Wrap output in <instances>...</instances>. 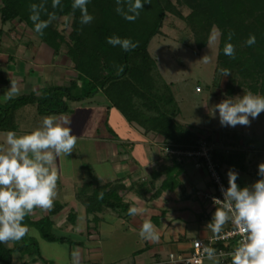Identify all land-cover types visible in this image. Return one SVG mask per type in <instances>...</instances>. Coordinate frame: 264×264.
I'll return each mask as SVG.
<instances>
[{"label": "trees", "instance_id": "trees-1", "mask_svg": "<svg viewBox=\"0 0 264 264\" xmlns=\"http://www.w3.org/2000/svg\"><path fill=\"white\" fill-rule=\"evenodd\" d=\"M72 3L73 0H61L60 7L54 9L52 0H0V39L7 33L6 25L11 24L12 31L15 26L22 25L34 32L41 43L49 46L55 56H67L78 74L68 85L44 88L40 94L33 93L11 98L5 104L0 103V133L17 132V115L31 106L35 109L33 114L37 120L49 115H66L72 112L71 103L93 99L97 93H102L110 109L119 111L129 124L137 125L145 134L162 137L166 148L195 151L203 138L178 121L181 109L172 90L173 84L164 79L157 59L149 52L151 41L162 34L169 15L184 22L198 51L208 46L213 28L218 29L220 42L214 83L225 78L221 69L230 70L231 75L226 77L225 95L234 97L250 91L264 96V0H151V4L144 5L134 22L124 19L116 11L117 0H90L88 13L94 19L89 24H81V12L79 9L73 11ZM32 4H44L46 11H41L42 20L49 18L48 13L54 12L57 16L43 35L35 32L29 18ZM121 6L127 10L125 0H121ZM185 10L189 11L188 14H184ZM229 32L235 33L231 41L227 40ZM250 34L256 37V43L252 46L246 44ZM111 36L129 38L138 46L125 52L121 47L107 43V38ZM226 42L235 46V59L224 55ZM121 65L124 71L118 75L117 70ZM209 138L207 136L205 140ZM218 150L214 148L212 152L217 163L220 157L225 156L220 154L222 149ZM168 155L177 164H183L182 158ZM162 172L163 168L153 172L152 181L141 183L138 188L127 187L122 180L104 183L93 173L75 190L76 199L86 210L88 232H98L105 213H114L124 220L130 219L132 216L128 214V209L132 203L127 198L130 192L143 196L150 191L153 192L152 198H157L160 192L167 191L172 176L158 190L154 187ZM220 172L228 187V168L221 166ZM180 175V172L174 174L175 180ZM61 209L62 206H54L50 216L37 222H33L28 215L23 223L36 227L42 238L50 243L80 246L81 242H74L65 236L58 237L50 232L54 225L52 216ZM69 221L76 225V214H71ZM27 240L37 245L36 239L27 234L21 242L14 241L13 248L0 243V264H12L13 253L22 252L23 246H27ZM235 242L232 240L228 247H234ZM218 248L228 250L223 243L218 244ZM29 255L41 258L37 247L36 252Z\"/></svg>", "mask_w": 264, "mask_h": 264}, {"label": "crops", "instance_id": "crops-1", "mask_svg": "<svg viewBox=\"0 0 264 264\" xmlns=\"http://www.w3.org/2000/svg\"><path fill=\"white\" fill-rule=\"evenodd\" d=\"M17 42L8 44L7 48H15L12 53L9 52L8 55H5V52L0 51V63L8 64L6 67L11 63L16 64V60H19V65H23V69L19 71L10 70L13 77H4L3 74H0L1 104H5L9 100L6 99V93L11 87V80L16 81L18 89L24 91L18 92L19 95L15 97L18 98L33 93L40 94L49 83L57 81L60 83L54 86H61L66 79L71 81V79L77 78L78 74L73 69L72 62L64 54L55 56L49 46L37 40L30 46H28V41ZM12 98L14 97L12 96ZM87 101L88 104L83 105L84 111L91 115L97 113L101 125L93 126V123L90 125L87 118L78 122L69 117L64 118V115L52 116L58 117L61 123L66 119L70 123L82 124V128L80 126L73 132L77 136V140L81 142L78 150L82 152L85 149H88L89 152L92 150L96 162V168L93 171L100 181L109 183L122 180L127 187L138 188L141 183H150L153 172L159 171L160 168H163L164 172L156 180L154 187L157 190L169 176H172L173 179H170L168 190L160 192L157 198H152L153 192L150 191L143 196L133 192L127 195L132 206L144 210L142 215L124 220L114 213H105L98 232L94 230L88 232L86 210L76 199L75 190L88 179L85 172L89 165L87 168L86 165H82L84 161L80 159L81 152L76 154L74 149L71 161H67V158L59 160L57 162V195L53 207L49 210L36 208L30 218L33 222L40 221L50 216V210L54 209V206H62L60 212L52 216L54 225L61 223L63 217L69 221V216L76 214L77 223L73 224L72 233L76 239L82 238L86 234L88 241L86 244L85 241L82 243L76 240L75 242L82 244L69 246L68 254L71 263L73 262L72 253L77 251L79 253L78 264H162L168 260L170 254L180 256L190 253L192 251L191 243L194 240L206 241L215 236L206 227L208 218L211 221V214H213L203 201L204 194L208 193L199 191L201 190L199 185H202L203 188L207 187V189L212 185L206 168L203 167L201 181L188 179L187 172L183 168L184 163L177 164L178 162L165 152L166 146L162 137L145 134L141 128L129 124L116 109L109 107L106 109V105L94 103V98ZM82 102L85 101L77 103L81 104ZM29 111L27 108V111L23 110L22 114L20 112L19 116L17 115L18 131L15 132L17 136L31 133L38 128L39 121L32 117L33 112ZM113 123L122 126L123 138L112 127ZM100 126L105 134L100 133ZM2 134L7 135V133H0V146L6 148V137ZM88 145L90 148H87ZM128 148L130 150H127ZM177 172H180L181 175L178 180H175L174 174ZM197 181L201 184H196ZM145 220H149L156 227L159 233L158 242L140 238L139 232ZM28 228L29 230L36 229V227ZM120 231L123 233L124 240L132 239L129 241L132 243L131 250H117L118 248L103 250L104 242ZM10 244L11 246L7 244L6 246L13 248L14 243L10 242ZM36 257V255L31 256L28 253L16 251L12 255V264L25 262L43 264L41 259Z\"/></svg>", "mask_w": 264, "mask_h": 264}, {"label": "clouds", "instance_id": "clouds-1", "mask_svg": "<svg viewBox=\"0 0 264 264\" xmlns=\"http://www.w3.org/2000/svg\"><path fill=\"white\" fill-rule=\"evenodd\" d=\"M90 0H73V11L81 12V24H89L94 19L88 13L87 5ZM127 10L121 6V0H117L116 11L124 19L134 22L144 9V5L151 4V0H125ZM61 0H52V7H60ZM41 11H46L44 4L30 5V20L34 24L35 32L43 35L44 30L57 19L56 14L48 13V19L40 18ZM234 32H229L227 40L231 41ZM219 33L215 28L209 37V47L216 42ZM107 43L119 46L125 52L134 50L138 45L129 38L111 36ZM256 43L254 34H250L246 44L252 46ZM235 46L226 42L223 48L224 55L235 59ZM209 62L205 55L202 59ZM124 71V66L118 67L117 74ZM224 77L231 75L230 70L221 69ZM18 93L17 83L11 80V87L6 93V99H11ZM238 97V99H237ZM223 99L215 105L214 112L218 110L221 126L236 127L250 126L252 120L259 118L264 112V96L245 92L240 97ZM68 120L56 116H45L41 127L31 133L17 136L9 131L6 137L7 147H0V243L11 246L10 242L20 241L29 232V228L23 223L25 217L31 215L33 210L40 208L49 210L53 207L57 195V162L73 153L77 144V136ZM258 179L254 184L241 188L238 183V173L229 170L228 187L221 185L223 200L213 197V203L217 206L212 220L206 225L214 235L222 233L223 226L229 221L235 229L242 234V240L230 253L231 264H264V162L258 165ZM103 198V193L100 194ZM219 205V206H218ZM143 209L137 206L129 207L130 216L143 214ZM142 240L158 242L159 233L156 227L145 220L139 232ZM203 252L207 259L219 264L215 248L204 247ZM223 256V253H219ZM73 264H78L79 253L73 251ZM196 264H200L197 260Z\"/></svg>", "mask_w": 264, "mask_h": 264}, {"label": "rangeland", "instance_id": "rangeland-1", "mask_svg": "<svg viewBox=\"0 0 264 264\" xmlns=\"http://www.w3.org/2000/svg\"><path fill=\"white\" fill-rule=\"evenodd\" d=\"M188 12V10H185L184 14H188ZM1 26L0 22V27ZM10 27L11 24L5 26V33L6 31L7 33L1 37L2 39H0V51L2 50L5 52V55H8L9 52L12 53L15 49L13 47L7 48L10 43H18L17 41L21 42L22 40L23 42L28 41V46H30L32 43H36L35 40L40 42L35 33L28 31L24 26L17 25L14 27L13 31ZM8 31L10 33H8ZM216 31L219 33L216 42H214L210 47L208 45L202 51H198L195 47L193 36L186 28L184 22L169 15L165 20L164 27L162 28V34L160 36H156L151 41L149 52L155 59H157L160 73L164 79L168 83L173 84L172 90L181 109L178 121L183 125L190 127L194 132L198 133L203 138L198 142L196 150L200 148V142L202 140H205L207 136L210 137L209 139L212 141L210 140L209 143L213 145L215 149H222L220 154L225 155L224 157L219 158V167L221 168L222 166V168H228V171L231 169L237 172L239 174L237 183L241 188H243L254 184L258 179H261L257 173L258 165L261 162H264V112L260 114L259 118L252 120L250 126H221L219 121V112L218 110L214 112L215 105L220 103L223 99L234 98L237 96L242 97L243 94L241 93L234 97L225 95L224 87L226 77L222 78L218 81V83H214L220 42V32L218 29H216ZM205 55L209 57V62L207 63L202 60ZM18 62L19 60H16V64L11 63V65L7 67L6 65L8 64L0 63L2 65L0 67V74H3L4 77H13L10 70L19 71L20 69H23V65H19ZM58 80L61 81L62 79ZM69 82L70 80L66 79V81L60 85H68ZM58 83L60 82L55 81L54 83H49L46 88L53 87ZM19 91L21 92L23 90L18 89V92ZM16 95L19 94L17 93L13 95V97L15 98ZM93 98L95 99L94 103L106 105V109L109 106L107 99L102 93H97V95ZM83 101L85 102H82L81 104L77 102L76 104H74V102L71 103L70 107L72 112L64 115V118L69 117L71 120H76L78 122L87 118L90 125L91 123H93V126L101 125L97 113L91 115L84 111L85 107L83 105L88 104V101ZM24 110L27 111V109ZM29 110V112L32 113L35 109L31 106L29 107ZM34 114L32 117H34ZM42 119L38 118V128L41 127ZM32 121H34V119H32ZM74 124L75 123H70L69 125L73 132L78 130V127L82 125H79L78 123ZM112 127L117 131L119 136L123 138L121 130L122 126L113 123ZM99 130L101 134H105V131L101 126ZM234 134H237L238 136H235ZM2 135L7 137L6 134ZM209 139H207V142ZM80 146L81 142L77 140L74 151L76 154H80L81 152L80 159L84 161L82 162L83 166L86 165L87 168V165H89V168L86 169L85 172V176L89 179V177L94 173L93 170L96 168V162L94 161L92 150L89 152L88 149H85L82 152L78 150ZM87 148H90V145H88ZM127 150L130 149L128 148ZM242 152H245L246 154H243ZM242 155H244L243 158ZM65 159L67 161H71V159H73L72 154L65 157L64 160ZM183 160V168L187 172V178L189 177L188 179L191 180L199 179V181H201L203 167L205 168L204 162H200L198 158H183ZM228 161L229 165L226 163ZM227 177L226 181H228ZM197 183L201 184L198 181L196 184ZM210 186L211 187L207 189V187L203 188L202 185H199V188L201 189L199 191L215 194L217 191L216 185ZM203 201L209 206L211 213H214L217 206H214L212 202L205 198H203ZM212 216L213 214H211V217ZM209 222L210 220L208 218L207 224ZM229 223L230 221L223 226L222 232L230 228ZM72 226L73 224L68 221L67 218L63 217V221L53 225V227L50 228V232L58 237L65 236L74 242L77 240L84 243L85 241L87 244L88 239L86 234L84 237L76 239V236L71 230ZM36 229L29 230L27 235L28 237H34L37 241V245H32L31 242L27 240V246H23L22 253L33 254L36 252L37 247V249L41 252V258H36L39 260L41 259L43 264H73V262L71 263L68 254L70 246L69 243H50L43 239L41 233ZM130 240H124L123 233L120 231L115 233L111 239L105 241L102 247L103 250H116L117 248V250H131L130 246L132 243H129ZM217 260L219 264H231V260L229 259H227L226 263H224L222 259ZM204 264H214V261L205 259Z\"/></svg>", "mask_w": 264, "mask_h": 264}, {"label": "built area", "instance_id": "built-area-1", "mask_svg": "<svg viewBox=\"0 0 264 264\" xmlns=\"http://www.w3.org/2000/svg\"><path fill=\"white\" fill-rule=\"evenodd\" d=\"M200 148L195 151H174L168 148H165L167 154L174 155L178 158H198L200 162H204L208 178L212 185H216L217 191L215 194H204L203 198L213 203V197L223 200V195L221 193V185L224 188H227L225 184V179L220 172V167L217 162L214 161L212 157V152L214 150L213 145H209L206 140L200 142ZM214 206H216L213 203ZM219 206V205H218ZM242 234L235 229L234 225L230 222V228L219 235H216L208 240L197 239L191 243L192 251L186 255L177 256V254H170L168 260L162 264H196V261L199 260L200 264H204L205 259H207L206 254L203 252L204 247L215 248L218 244L223 243L228 250L218 248L217 259H222L226 263L227 259L231 260L230 253L234 250L237 244L242 240ZM235 240L234 247H228L229 243ZM219 253H223V256H220Z\"/></svg>", "mask_w": 264, "mask_h": 264}]
</instances>
